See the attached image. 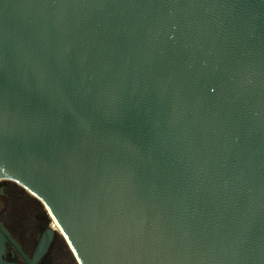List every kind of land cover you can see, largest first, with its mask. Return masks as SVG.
Wrapping results in <instances>:
<instances>
[{"label":"water","instance_id":"water-1","mask_svg":"<svg viewBox=\"0 0 264 264\" xmlns=\"http://www.w3.org/2000/svg\"><path fill=\"white\" fill-rule=\"evenodd\" d=\"M0 179L78 264H264V0H0Z\"/></svg>","mask_w":264,"mask_h":264},{"label":"flooded vegetation","instance_id":"flooded-vegetation-1","mask_svg":"<svg viewBox=\"0 0 264 264\" xmlns=\"http://www.w3.org/2000/svg\"><path fill=\"white\" fill-rule=\"evenodd\" d=\"M8 182L15 183L0 179V223L22 252L30 258L40 236L50 228L49 221L45 219L41 209L42 203L35 196L19 184L15 183V186ZM45 256L38 264L42 263ZM2 259L6 262L26 263L8 238Z\"/></svg>","mask_w":264,"mask_h":264},{"label":"rangeland","instance_id":"rangeland-1","mask_svg":"<svg viewBox=\"0 0 264 264\" xmlns=\"http://www.w3.org/2000/svg\"><path fill=\"white\" fill-rule=\"evenodd\" d=\"M8 183H11V184H14L15 186H16V184L15 183H13V182H8ZM28 192V191H27ZM41 209H42V211L44 212V216H45V219L47 220V221H49V226H50V228H53V229H55V227H54V225H52L53 224V222H52V218H51V216L49 215V213H48V211L46 210V208H45V206H43L42 204H41ZM60 231L58 230V229H55V237H54V240L56 241V243H59V240L60 239H62L63 241H64V243L66 244V242H65V240H64V238H63V236L59 233ZM66 246H67V248L69 249V247H68V245L66 244ZM69 251H70V249H69ZM71 252V251H70ZM72 254V253H71ZM73 255V254H72ZM73 259H74V261H75V263L76 264H78L77 262H76V260H75V258H74V256H73ZM46 264H73L68 258H67V256H66V254H62V253H60V252H55V253H52L51 255H49L48 256V261H47V263Z\"/></svg>","mask_w":264,"mask_h":264},{"label":"trees","instance_id":"trees-1","mask_svg":"<svg viewBox=\"0 0 264 264\" xmlns=\"http://www.w3.org/2000/svg\"><path fill=\"white\" fill-rule=\"evenodd\" d=\"M60 252V253H64L66 254L67 258L73 263L76 264L74 259H73V255L71 254V252L69 251V249L67 248L66 244L64 243V241L62 239L59 240V243H56L55 240H53V242L51 243L49 250L45 256V258L42 260L41 264H46L48 261V256L51 255L52 253L55 252Z\"/></svg>","mask_w":264,"mask_h":264},{"label":"bare ground","instance_id":"bare-ground-1","mask_svg":"<svg viewBox=\"0 0 264 264\" xmlns=\"http://www.w3.org/2000/svg\"><path fill=\"white\" fill-rule=\"evenodd\" d=\"M30 194V193H29ZM50 215V214H49ZM52 218V217H51ZM53 219V218H52ZM52 222H53V224L52 225H54V227H55V229H58L59 230V227H58V225H57V223L55 222V220L53 219L52 220Z\"/></svg>","mask_w":264,"mask_h":264}]
</instances>
